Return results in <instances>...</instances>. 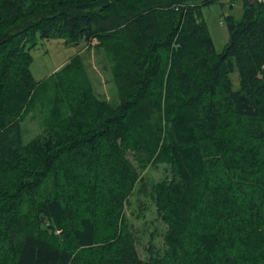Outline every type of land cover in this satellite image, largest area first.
I'll return each mask as SVG.
<instances>
[{
	"label": "trees",
	"instance_id": "1",
	"mask_svg": "<svg viewBox=\"0 0 264 264\" xmlns=\"http://www.w3.org/2000/svg\"><path fill=\"white\" fill-rule=\"evenodd\" d=\"M213 1L0 0V264H264V4L216 54ZM37 37L97 40L118 103L79 54L36 81ZM148 165L166 229L143 259L124 205Z\"/></svg>",
	"mask_w": 264,
	"mask_h": 264
},
{
	"label": "rangeland",
	"instance_id": "2",
	"mask_svg": "<svg viewBox=\"0 0 264 264\" xmlns=\"http://www.w3.org/2000/svg\"><path fill=\"white\" fill-rule=\"evenodd\" d=\"M242 0H214L202 5L200 15L205 21L208 32L214 44L216 54L222 52L229 40L225 24V16L232 15L240 19L242 15ZM37 43L28 49L30 54L29 70L36 81L48 78L54 71L66 63L71 57L79 54L91 79L95 94L115 105L119 101L118 87L113 75L108 69L103 50L97 47V40L90 43L80 42L75 45L67 43L64 38L36 39ZM236 84V74L232 75ZM23 139L39 132L34 121L27 119L22 124ZM128 158L133 159L128 153ZM138 179L124 205V215L127 217L131 233L136 243L139 257L146 259L150 250L163 247L165 225L157 216L150 196V185L168 174L165 166L148 165L145 168L136 167ZM50 189L49 182L45 185ZM57 234L58 231H55ZM57 240H62L57 234ZM8 264V261H5Z\"/></svg>",
	"mask_w": 264,
	"mask_h": 264
},
{
	"label": "built area",
	"instance_id": "3",
	"mask_svg": "<svg viewBox=\"0 0 264 264\" xmlns=\"http://www.w3.org/2000/svg\"><path fill=\"white\" fill-rule=\"evenodd\" d=\"M253 1H256V2L264 4V0H253Z\"/></svg>",
	"mask_w": 264,
	"mask_h": 264
},
{
	"label": "water",
	"instance_id": "4",
	"mask_svg": "<svg viewBox=\"0 0 264 264\" xmlns=\"http://www.w3.org/2000/svg\"><path fill=\"white\" fill-rule=\"evenodd\" d=\"M249 1V0H248Z\"/></svg>",
	"mask_w": 264,
	"mask_h": 264
}]
</instances>
